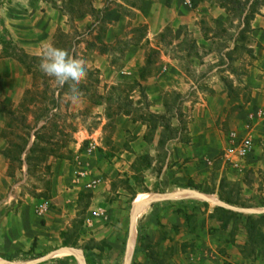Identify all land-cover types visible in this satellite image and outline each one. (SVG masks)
<instances>
[{
  "label": "rangeland",
  "instance_id": "obj_1",
  "mask_svg": "<svg viewBox=\"0 0 264 264\" xmlns=\"http://www.w3.org/2000/svg\"><path fill=\"white\" fill-rule=\"evenodd\" d=\"M9 3L0 0V59L11 91L0 103V212L17 215L24 206L35 235L28 250L0 259L28 261L73 246L86 262L124 264L139 193L191 188L264 207V79L244 25L252 10L264 15V0H198L181 10L197 15L181 23L178 43L170 25L150 36L137 22L142 0H18L11 30L1 15ZM46 44L85 63L75 100V86L60 88L40 70ZM149 56L147 76L169 67L167 78L157 77L167 80L160 89L131 72H141ZM21 79L26 90L16 103ZM246 124L254 147L240 158L232 134L246 132ZM91 141L96 148L87 153ZM43 201L49 208L39 213ZM217 207L187 197L147 206L135 222L131 264H203L202 257L264 264V216ZM44 264L79 262L60 252Z\"/></svg>",
  "mask_w": 264,
  "mask_h": 264
},
{
  "label": "crops",
  "instance_id": "obj_2",
  "mask_svg": "<svg viewBox=\"0 0 264 264\" xmlns=\"http://www.w3.org/2000/svg\"><path fill=\"white\" fill-rule=\"evenodd\" d=\"M7 1H10V3L5 7L4 11H1V15L7 22L5 26L11 30V23H13V19L11 18V16L13 15V13L16 17L19 14L17 11L18 9L16 8L18 0ZM160 1L161 0H158L157 3L156 0H142V6L138 8L135 7L137 22L147 24V32L150 36L156 35L158 32H161L167 25H170L177 34L175 43H178L180 41L182 42L184 34L183 30H181V23H183L184 21L190 22V20L194 19L197 15L196 12L192 10L190 14H184L183 11H181L182 8H191H188V6L184 5L182 0H171L170 5H159ZM180 4L183 7L180 6ZM219 14L222 15V12H220ZM257 16H259L260 18H258ZM257 16L253 17V19L251 20L250 29L251 34L255 38V42L251 44L250 47L255 49L254 53L256 55V58L254 60L255 66H253V68L257 73L263 74L262 78L264 79V15L257 13ZM1 33L2 31L0 29V35ZM181 36L182 38L180 40ZM19 44L24 45L22 41ZM1 48L2 44L0 42V49ZM145 61V59H141V62L139 64L140 67H143L145 65ZM6 62V59H0V103L7 101L9 93L11 94V91L8 92L7 88H5L4 82L8 73L7 67L4 66V63ZM163 66V70L159 71L158 75L155 77L147 76L145 78H142L140 72H131L135 73V77L138 78L141 83H144V85H148L146 86L148 89L151 90L155 87H159L160 89L165 82L167 83V80L163 82V77L167 78L166 76H168L167 73L169 67L167 65ZM160 72L167 73L165 74V76L157 80V77H161ZM156 82H159V84L157 85ZM260 89L264 91V84L262 87H260ZM25 90V85L23 84L21 79L19 85H17L15 93V96L17 97L16 103H18L19 99L24 96ZM5 127L6 118L4 116V113H0V143H3L6 140V138L4 137L5 135H2ZM0 160H2L1 155ZM7 203V201L4 202V204ZM31 220H33V218H30L29 212H26V208L24 206H21L20 211L17 215L15 211H10V213L0 212V254H10L12 251L16 250L25 251L30 248L31 240L35 235L34 226L30 223ZM202 261L203 264H209V261L208 259H206V257H202Z\"/></svg>",
  "mask_w": 264,
  "mask_h": 264
},
{
  "label": "water",
  "instance_id": "obj_3",
  "mask_svg": "<svg viewBox=\"0 0 264 264\" xmlns=\"http://www.w3.org/2000/svg\"><path fill=\"white\" fill-rule=\"evenodd\" d=\"M177 197H187V198H197L204 201H210L214 204L235 211L240 213H246V214H264V207H244V206H238L235 204H232L230 202L224 201L220 198L213 197L212 194L204 193L195 189L191 188H184V189H177L173 191H164L157 194L151 195L149 198L145 199L144 201L140 203H135L130 211V228H129V239H128V255L127 259L124 264H131L135 248H136V242H137V229L135 226V222L137 220L138 215L149 205L156 202H163L168 201ZM77 248L73 246H61L58 249L49 252L41 257L34 258L32 260L28 261H21V262H11V261H4L0 259V264H41L49 260L50 258L54 257L56 254L63 252L67 253L69 255L76 256L79 264H87V262L83 259L82 256H79L77 254Z\"/></svg>",
  "mask_w": 264,
  "mask_h": 264
},
{
  "label": "clouds",
  "instance_id": "obj_4",
  "mask_svg": "<svg viewBox=\"0 0 264 264\" xmlns=\"http://www.w3.org/2000/svg\"><path fill=\"white\" fill-rule=\"evenodd\" d=\"M38 55L40 57V70L56 86L60 88L66 84L75 86L71 89L72 99L75 100L78 86L87 76L85 63L70 56L65 49L49 44L44 45Z\"/></svg>",
  "mask_w": 264,
  "mask_h": 264
},
{
  "label": "built area",
  "instance_id": "obj_5",
  "mask_svg": "<svg viewBox=\"0 0 264 264\" xmlns=\"http://www.w3.org/2000/svg\"><path fill=\"white\" fill-rule=\"evenodd\" d=\"M198 0H182L183 4L188 6V7H193L196 2ZM261 116H262V121H261V125H260V129L262 130V133L264 134V112H261ZM250 127V124H246V132H244L243 134L239 135L236 132H234L232 134V137L234 138V140L236 139V141L234 142V154H236L237 156H239L240 158H246L249 157L250 154L252 153L253 147H254V138H253V134L250 132H248V128ZM253 130V129H252ZM96 141H91L89 143V147L87 148V153H91L94 151V149L96 148ZM93 182L95 183L96 180H93ZM49 208V202L48 201H43L38 205V212L39 213H43L44 211H46Z\"/></svg>",
  "mask_w": 264,
  "mask_h": 264
},
{
  "label": "trees",
  "instance_id": "obj_6",
  "mask_svg": "<svg viewBox=\"0 0 264 264\" xmlns=\"http://www.w3.org/2000/svg\"><path fill=\"white\" fill-rule=\"evenodd\" d=\"M250 8H252V4H251V7H250ZM254 15H255V11L252 10V16H250V15H248V14L245 16V21H244V23H245V27L250 28L251 20H252V18L254 17ZM4 28H5V27H4ZM151 61H152V60L150 59V56H149V57L147 58V60H146V64L142 67V71L140 72V75H141L142 78H145V77L147 76V72L149 71V68H150L149 66H150ZM221 199L230 202V200H229L228 198L221 197ZM216 209L221 210V211H223V212H232L231 210L224 209V208L219 207V206H218ZM262 215L264 216V214H262ZM0 256L3 257V258H7V256H9V255L6 254V253H4V254H0ZM87 262H88L89 264H98V263H97V260H96L94 257H90V258H88V259H87ZM44 263H45V262H44ZM44 263H42V264H44Z\"/></svg>",
  "mask_w": 264,
  "mask_h": 264
},
{
  "label": "bare ground",
  "instance_id": "obj_7",
  "mask_svg": "<svg viewBox=\"0 0 264 264\" xmlns=\"http://www.w3.org/2000/svg\"><path fill=\"white\" fill-rule=\"evenodd\" d=\"M151 194L149 193H139L135 199V203H140L144 201L145 199L149 198ZM77 254L79 255V251L77 250Z\"/></svg>",
  "mask_w": 264,
  "mask_h": 264
}]
</instances>
